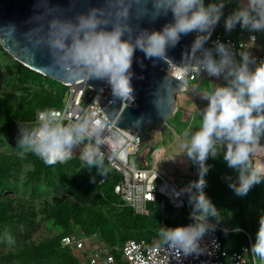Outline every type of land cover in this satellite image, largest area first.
<instances>
[{
    "label": "clouds",
    "instance_id": "clouds-1",
    "mask_svg": "<svg viewBox=\"0 0 264 264\" xmlns=\"http://www.w3.org/2000/svg\"><path fill=\"white\" fill-rule=\"evenodd\" d=\"M230 2L218 0L206 6L205 0H103L102 6L90 7L72 18L49 12L51 18L41 24L34 16L30 22L36 26L23 34L37 51L47 48L53 65L67 79L104 80L114 97L129 103L135 99L132 85L135 52L139 49L147 58L169 61V47L174 48L182 35L197 33L190 51L184 54L182 67L189 74L200 76L206 72L210 77L223 76L225 83L202 93V99L208 102L201 110L202 122L190 138L185 133L181 145L183 154L198 166L199 179L175 194L177 197L185 192L189 194L192 223L161 227L159 231L160 242L174 250L177 259L199 257L208 252L202 241L222 220L220 210L204 191L210 169L207 160L217 158L218 145L224 149L223 159L228 167L237 173L235 178L226 177L237 196H247L254 186L264 181V161L254 158L264 149L261 143L264 139V60L258 63L251 51L237 52L234 46L219 40L213 42V47H205ZM136 7L142 11L134 15ZM169 12L174 22L165 24L162 30L140 29L139 24L132 23L145 17L155 21ZM238 24L242 30L264 32V0H243L224 21L229 32ZM0 30H10L15 35L16 26L8 25ZM256 40L251 35L249 45L255 46ZM244 47L240 45V49ZM154 95L153 103L158 108L162 103L159 88ZM104 132L101 121L88 113L65 123L61 113L46 110L39 114L37 126L20 128L17 146L32 152L49 166L71 159L81 149V159L104 176L107 173L102 151ZM210 218H215L216 224L210 223ZM224 231L227 234L228 229ZM233 231L239 233L242 229L237 226ZM7 239L9 244L14 242L11 236ZM250 251L264 262V215L259 219Z\"/></svg>",
    "mask_w": 264,
    "mask_h": 264
},
{
    "label": "rangeland",
    "instance_id": "rangeland-1",
    "mask_svg": "<svg viewBox=\"0 0 264 264\" xmlns=\"http://www.w3.org/2000/svg\"><path fill=\"white\" fill-rule=\"evenodd\" d=\"M213 2L218 0H205V5ZM242 2L231 0L224 14L228 16ZM25 66L28 65L7 49L0 37V264H81L75 252L60 246L59 237L63 233L93 234L111 246L122 245L130 236L161 243V227H176L192 221L188 193L183 206L158 201L138 210L114 193L120 174L108 161L104 160L107 173L102 176L81 159V149L71 159L49 166L32 152L18 147L20 128L23 125L32 128L38 111L64 102L67 92L65 83L42 72L32 78L24 77ZM206 102L202 97L195 106L186 102L183 119L180 108L172 114L164 122L167 136L171 130L183 134V141L185 133L190 138L202 122L200 107ZM191 106L193 110L189 109ZM172 120L177 125L169 129ZM162 124L149 127V132ZM150 135L147 133L145 145L147 153L155 155L163 141L151 140ZM217 147L220 151L217 158L207 160L210 169L204 191L221 212L219 225L226 244L237 246L248 240L253 245L259 219L264 215V181L254 186L247 196H237L226 179L235 178L237 173L224 161L223 147ZM174 160L178 163L162 159L158 170L165 177L175 182H180L181 177L185 181L199 179L198 166L186 154L182 165H179L181 159ZM172 165L176 166L174 173L169 171ZM210 221L216 222V219L210 218ZM237 226L242 229L239 233L233 231ZM8 236L12 237V244Z\"/></svg>",
    "mask_w": 264,
    "mask_h": 264
},
{
    "label": "built area",
    "instance_id": "built-area-1",
    "mask_svg": "<svg viewBox=\"0 0 264 264\" xmlns=\"http://www.w3.org/2000/svg\"><path fill=\"white\" fill-rule=\"evenodd\" d=\"M196 35L197 33L194 32V40ZM251 35L257 37L256 41H264V32L252 33L245 29L233 34L222 28L215 29L205 47H213V42L219 40L231 44L237 52L251 51L259 63L264 60V51L256 53L252 45H249ZM241 44L245 46L243 49H240ZM169 71L183 81L182 90H187L189 84L193 82L199 85L204 79L215 82L223 79V76L210 77L206 72L201 73L200 76L197 73L189 74L185 68L176 64H172ZM66 85L64 104L40 109L35 126L38 125L39 114L46 110H56L61 113L65 123L71 122L84 113L92 115L95 119H99L101 126L105 128L103 137L105 144L102 148L104 160L111 163L121 176L114 186V191L123 202L138 210L146 209L148 204L158 201H170L176 206L185 205L187 193L179 197L175 194L195 179L175 182L165 177L155 167L139 162L145 136L133 129L121 128L109 118L104 109L105 106L102 107L98 100L108 96L106 85L97 89L89 102L84 100L86 91L91 87L87 79H80ZM84 143L86 144L87 141ZM261 143L264 144V139ZM102 180L104 181L105 177ZM169 188H172V192ZM190 223L192 221L182 222L177 226H186ZM210 223L216 224L213 221ZM221 229L223 228L218 225L214 232L204 237L202 245H207L208 252L199 257L190 256L180 259H177L174 250L162 243H150L135 237L127 238L120 246H111L93 234L71 231L61 235L60 245L75 252L81 264H262L250 251L251 241L247 240L238 247H229L221 236Z\"/></svg>",
    "mask_w": 264,
    "mask_h": 264
},
{
    "label": "water",
    "instance_id": "water-1",
    "mask_svg": "<svg viewBox=\"0 0 264 264\" xmlns=\"http://www.w3.org/2000/svg\"><path fill=\"white\" fill-rule=\"evenodd\" d=\"M102 4L103 0H0V28L8 25L16 26L15 35L10 30H0V37L4 46L29 67L65 84L73 83L80 79H67L64 73L53 65L47 48L37 51L23 38V34L36 26L34 22H30L34 16L37 22L45 24L47 19L51 18L49 12L53 15H62L64 18H72L77 13L86 12L90 7L102 6ZM148 7H152L151 3ZM140 11L142 9L136 7L133 14ZM41 13L43 15H38ZM170 22H174L171 12L155 21L150 17H145L141 21L135 19L132 21L134 26L139 24L140 29L149 31L162 30L163 26ZM193 42L194 32L182 35L180 42L174 48L169 47L167 50L169 61L147 58L145 53L138 49L132 65L134 101L128 103L114 97L111 87L104 80L87 79L91 87L84 95L85 102L90 101L97 89L106 85L108 96L98 100L102 107L105 106L109 118L119 127L133 129L146 137V130L149 127L164 123L178 109V92L182 90L184 84L169 71V68L172 64L182 67L184 54L190 51ZM160 85L163 86L159 87ZM158 88L162 103L157 108L153 101Z\"/></svg>",
    "mask_w": 264,
    "mask_h": 264
},
{
    "label": "crops",
    "instance_id": "crops-1",
    "mask_svg": "<svg viewBox=\"0 0 264 264\" xmlns=\"http://www.w3.org/2000/svg\"><path fill=\"white\" fill-rule=\"evenodd\" d=\"M236 8H234L235 10ZM229 15V13H228ZM226 15L224 14V16L221 18L220 23L216 26L215 29H219L222 28L224 30L225 26H224V21L226 19ZM241 26L238 24L232 31H230V33L236 34L237 32L241 31ZM227 31V30H226ZM229 32V31H227ZM255 50L256 53H260L262 51H264V41L263 40H258L256 41L255 46H252ZM225 82H222L221 80L218 82L215 81H211L209 79H204L199 85L196 83H190L189 87L187 90H180L178 92V109L180 108L182 110V119H183V105L186 104V102L190 101L191 104H193V106H195L197 100L202 97V93L203 92H210L212 91L216 85H220L223 84ZM185 106V105H184ZM193 106L189 107V109L193 110ZM207 106V102L206 104L204 103L201 107L200 110H203L205 107ZM177 109V110H178ZM177 123V122H176ZM173 120L170 121V125L168 126L169 129H173L175 125H177ZM167 124L164 123L162 124V126H160V128L155 129L153 132H149V129L146 130V133L151 134L150 135V139L151 140H162L161 142V146H159L158 151L155 153L154 152L152 154L147 153V147L145 145V140L143 141L142 147H141V151H140V155H139V162L143 165H150L155 167L157 170L159 169V166H162V159L167 158L169 160H171L172 163H178L175 162L174 159L179 158L181 159L179 165H182L183 163V148H182V142H183V134H176V132H171V130L168 132L169 136H167L166 134V129ZM163 131H164V135H163ZM164 136V137H163ZM166 139H163L165 138ZM145 139V138H144ZM175 165H172L171 167H169V171L171 173L175 172ZM183 169V168H181ZM180 182H184L186 178L181 177L180 178Z\"/></svg>",
    "mask_w": 264,
    "mask_h": 264
},
{
    "label": "trees",
    "instance_id": "trees-1",
    "mask_svg": "<svg viewBox=\"0 0 264 264\" xmlns=\"http://www.w3.org/2000/svg\"><path fill=\"white\" fill-rule=\"evenodd\" d=\"M39 73V71H37V70H35V69H33V68H31V67H29V66H25V67H23V69H22V75L24 76V77H26V78H32V77H34L35 75H37ZM64 104V102H60V104L59 105H55V106H62ZM50 107H53V106H50ZM34 126H35V123H34ZM33 126V127H34ZM0 170H1V166H0ZM120 178H121V176L118 178V180H117V182L120 180ZM116 182V183H117ZM115 183V184H116ZM115 184H114V186H115ZM114 193L120 198V196L114 191ZM120 200L122 201V199L120 198ZM220 233H222V230H220ZM86 234H88V233H86ZM222 236V235H221ZM130 237H134V236H130ZM223 237V236H222ZM60 238H61V236L59 237V244H60ZM127 238H129V237H127ZM126 238V239H127ZM125 239V240H126ZM224 239V238H223ZM124 240V241H125ZM123 241V242H124ZM225 241V240H224ZM123 242H122V244H123ZM244 242H246V241H244ZM244 242H242V243H244ZM226 243V242H225ZM241 243V244H242ZM241 244H239V245H237V246H229V247H238V246H240ZM227 245V244H226ZM61 246V245H60ZM113 246V245H112ZM228 246V245H227ZM62 247V246H61ZM63 248V247H62ZM63 249H65V248H63ZM67 251H70V250H68V249H66Z\"/></svg>",
    "mask_w": 264,
    "mask_h": 264
},
{
    "label": "bare ground",
    "instance_id": "bare-ground-1",
    "mask_svg": "<svg viewBox=\"0 0 264 264\" xmlns=\"http://www.w3.org/2000/svg\"><path fill=\"white\" fill-rule=\"evenodd\" d=\"M255 159H260L264 161V149H261L260 151H258ZM169 191L172 192V188H169ZM180 206H182V204Z\"/></svg>",
    "mask_w": 264,
    "mask_h": 264
}]
</instances>
